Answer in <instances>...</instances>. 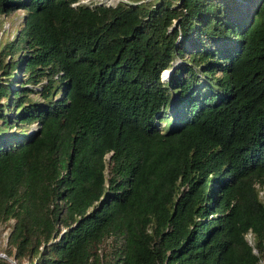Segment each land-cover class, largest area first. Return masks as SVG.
<instances>
[{
  "label": "trees",
  "instance_id": "obj_1",
  "mask_svg": "<svg viewBox=\"0 0 264 264\" xmlns=\"http://www.w3.org/2000/svg\"><path fill=\"white\" fill-rule=\"evenodd\" d=\"M76 1L0 0V264H264V0Z\"/></svg>",
  "mask_w": 264,
  "mask_h": 264
},
{
  "label": "rangeland",
  "instance_id": "obj_2",
  "mask_svg": "<svg viewBox=\"0 0 264 264\" xmlns=\"http://www.w3.org/2000/svg\"><path fill=\"white\" fill-rule=\"evenodd\" d=\"M117 1L118 0H79V3H84V4L92 6L94 4H99V3H104V4L112 3L113 4V3H116ZM136 1H140V0H136ZM144 1H146V0H144ZM239 5H240V7H242L243 3L241 2V4H239ZM23 12H24L23 9H17L8 15H0V44L5 42L7 39H11L12 35L21 26ZM163 72H162V77H163V79H165L166 76H163L164 75ZM58 92H57V95L59 94ZM31 95H33V94H31ZM159 125H160L159 127H164L165 122L160 121ZM31 127L35 128L36 122H33L31 124ZM260 196L264 200V195H263L262 191L260 192ZM10 222H12V220H10L6 223H0V250H2L4 247L7 246V235H8V232L10 230ZM245 236H246L247 240L252 244L253 243V234L248 231L245 234ZM109 243H110V239L107 238L105 240V242L101 244V247L102 248L106 247V249H107L110 247ZM0 252H2V251H0Z\"/></svg>",
  "mask_w": 264,
  "mask_h": 264
},
{
  "label": "water",
  "instance_id": "obj_3",
  "mask_svg": "<svg viewBox=\"0 0 264 264\" xmlns=\"http://www.w3.org/2000/svg\"><path fill=\"white\" fill-rule=\"evenodd\" d=\"M113 4H114V3H113ZM107 5H112V3H108ZM169 72H170V69L165 70V71L163 72V73H164L163 76H166ZM0 255L6 257V255H5L4 253H2V252H0ZM7 258H8V260H9L12 264H15V259H14V258H10V257H7Z\"/></svg>",
  "mask_w": 264,
  "mask_h": 264
},
{
  "label": "built area",
  "instance_id": "obj_4",
  "mask_svg": "<svg viewBox=\"0 0 264 264\" xmlns=\"http://www.w3.org/2000/svg\"><path fill=\"white\" fill-rule=\"evenodd\" d=\"M77 3H79V1L73 2V4H77Z\"/></svg>",
  "mask_w": 264,
  "mask_h": 264
}]
</instances>
